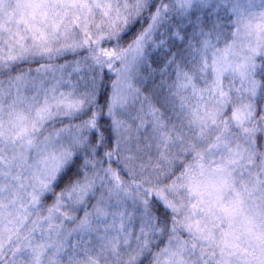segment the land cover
Segmentation results:
<instances>
[{
  "label": "snow or ice",
  "instance_id": "1",
  "mask_svg": "<svg viewBox=\"0 0 264 264\" xmlns=\"http://www.w3.org/2000/svg\"><path fill=\"white\" fill-rule=\"evenodd\" d=\"M0 264H264V0H0Z\"/></svg>",
  "mask_w": 264,
  "mask_h": 264
}]
</instances>
